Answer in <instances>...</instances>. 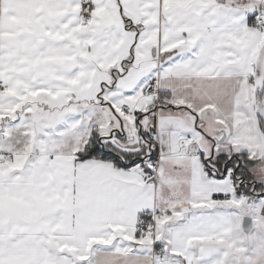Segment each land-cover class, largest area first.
<instances>
[{
	"label": "snow or ice",
	"instance_id": "obj_1",
	"mask_svg": "<svg viewBox=\"0 0 264 264\" xmlns=\"http://www.w3.org/2000/svg\"><path fill=\"white\" fill-rule=\"evenodd\" d=\"M0 264H264V0H0Z\"/></svg>",
	"mask_w": 264,
	"mask_h": 264
}]
</instances>
